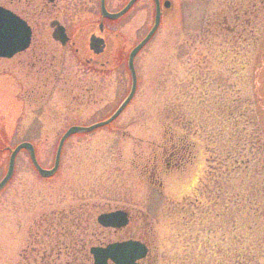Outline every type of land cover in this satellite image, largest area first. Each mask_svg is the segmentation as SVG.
<instances>
[{"label": "rangeland", "instance_id": "374dc122", "mask_svg": "<svg viewBox=\"0 0 264 264\" xmlns=\"http://www.w3.org/2000/svg\"><path fill=\"white\" fill-rule=\"evenodd\" d=\"M140 1L146 27L134 12L121 33H105L107 46L96 57L111 69L104 85L79 81L83 71L72 56L62 64H71L73 85L61 73L54 83L51 75L36 79L30 59H0V179L18 143L30 141L40 167L51 169L70 125L106 119L128 96L126 54L154 19V3ZM118 2L108 5L114 9ZM169 2L134 59L136 90L119 117L69 135L50 177L37 173L27 151L18 152L0 191V264L24 262L20 254L30 253L29 233L43 214L75 209L78 217L80 205H95L92 219L127 210L131 221L123 235L148 236L151 264H235L237 248L249 253L251 264H264V0ZM87 41L80 43L84 51ZM37 51L42 58L35 69L49 72L48 47ZM115 76L120 87L113 85ZM71 85L93 93L74 99ZM170 132L193 142L194 157L179 167L162 155ZM232 219L250 223L254 238L235 240Z\"/></svg>", "mask_w": 264, "mask_h": 264}, {"label": "flooded vegetation", "instance_id": "af4514ba", "mask_svg": "<svg viewBox=\"0 0 264 264\" xmlns=\"http://www.w3.org/2000/svg\"><path fill=\"white\" fill-rule=\"evenodd\" d=\"M108 1L109 0H103V5L104 9L111 14L122 10L129 2V0H119L117 4L118 6L112 9L108 5ZM163 1L164 0H159L160 9L163 8ZM145 4L146 3L141 2L140 0H134L132 5L127 8L124 13H122V15L112 19L102 15L101 0H0V7L19 17L23 22L26 23L30 30L29 44L25 50L17 52L9 58L0 59L15 58L17 60L16 64H21L25 61L27 63L30 59L31 61L29 60V63L32 69L29 74H34L36 79H39L42 76L44 79H48L51 75L50 79H52L54 83L57 81V79H59L58 77L61 73L65 78V83L67 84L70 82V84H72L71 64H62L63 57L72 56L74 57V61H77L75 64V69L83 71L81 74H76V77L79 81L84 82L87 80L91 82L90 84L98 85L102 83L104 85L103 82L106 79L105 75L110 72L109 70L111 69L107 68L106 70L108 61L104 62L103 60H99L97 58L98 55L105 51L107 46L105 33H112L114 35L121 33V30L119 29L124 28L126 25H131L132 13L134 12H138V14L141 16V19L143 17L144 27H146L147 23L145 19ZM235 17L237 16L235 15ZM109 23L112 25L117 24V26L115 25L116 27L112 29L109 27ZM147 31L148 30H146V32ZM143 35L135 38L133 47L136 46V43H138L144 37ZM36 37L40 43H35L34 39ZM95 37H100L103 39L104 48H102L100 52L94 51L95 49L99 50V46H95L93 43L96 42ZM85 38H88V41L86 45L87 49L84 51L83 49H85V46L83 45V47H81L80 43L81 40ZM103 46L101 45V47ZM45 47H48L49 52L47 53H50L51 58L50 63L52 69H50L49 72H45L40 65L35 69L37 61L42 58V56L38 54L39 52L37 51V48ZM86 53L88 55L85 59L79 56L81 54L86 55ZM57 55H60L61 57L59 58ZM60 60L62 67L59 65V63H56ZM52 63L56 64L52 66ZM85 75H89L90 78L87 79ZM79 77L81 78L79 79ZM115 78L116 76L113 78V85L117 84V82V85H119V78H117V80H115ZM72 85L69 86V88L72 90V97L74 99H76L78 96L84 97V95L88 97L93 93L92 88L89 86L85 87L84 89L82 88V91L80 92V89L75 91V87ZM116 88L117 87H115V89ZM74 91L76 92V95L74 94ZM170 148H172V150L168 153L167 149H163V153L167 155L165 157L166 164L169 165L170 162H173L176 167H179L182 164V159L187 157L189 152H186L184 149L174 148V143H171ZM153 169L156 168L154 167ZM154 171L155 170H153L152 173ZM94 207L95 205H88V207H83V210H86L91 214V210H95ZM122 211L126 212L127 220L124 225L121 226H101L97 221V215H95L92 219V223L89 224L91 231H87L81 238L79 237L81 242L77 244L75 249L74 246L72 249L69 246L67 251L69 252L70 257H66V253H62L61 250L57 249L55 250L57 251L55 254L50 253L44 249L43 245H37L35 241L33 242V240H31V242H28V247L32 245L31 249H29L30 253H26L24 251L26 255L23 254L26 260L25 262L29 264L30 258H32L33 263L36 262V264H93L94 258L90 252V247H105L106 245L114 244L115 242L122 243L125 241H137L141 245L145 246L146 252L143 257L137 258L135 263L151 264V245H149L150 243L148 236L137 235V233L123 235L126 228L130 227L129 223L131 220L128 211L125 209ZM32 230L34 232H32ZM32 230L31 235L35 236L39 233L38 230H40V227H34ZM85 236L86 238H84ZM50 250L52 251V249ZM107 264L117 263L108 258Z\"/></svg>", "mask_w": 264, "mask_h": 264}, {"label": "water", "instance_id": "95a60500", "mask_svg": "<svg viewBox=\"0 0 264 264\" xmlns=\"http://www.w3.org/2000/svg\"><path fill=\"white\" fill-rule=\"evenodd\" d=\"M134 0H129L126 6L118 12H115L114 14H111L107 12L104 9L103 0H101L102 5V15H105L109 18H116L124 11L129 8ZM153 3H155L154 8V19H153V25L148 30L145 37L140 40L135 47H133L128 52L127 57V67L129 71V75H131V87L128 92V96L122 100L118 106V108L113 111L109 118L104 120H99V122H95L92 124H89V126H82V125H71L69 128L59 137V141L57 144V148L55 151L53 166L51 169H46L43 167H40L36 156H35V150L33 144L29 141H22L15 145L11 150L7 161V168L0 179V191L4 188V186L8 183V181L12 178L13 172H14V165H15V159L20 150H25L28 153L29 159L31 161V164L37 171V173L42 177H50L53 175L59 166V160H60V152L61 147L67 137L69 135L79 132H86L92 131L94 129H97L101 126L109 124V122L116 119L119 115V113L127 106L128 102L131 100V98L134 96V92L136 90V74L134 69L133 60L136 56V53L145 45L146 41H148L154 34L155 30L157 29L160 21V2L159 0H152ZM170 7V2L168 0L163 1V8ZM95 41L93 42L95 46H99V50L101 51L103 46V39L100 37H95ZM30 40V30L25 22H23L19 17L12 14L10 11L5 10L4 8L0 7V58H9L13 54L20 52L22 50H25L26 47L29 44ZM101 45L103 47H101ZM98 223L101 226H121L124 225V223L127 220L126 212L122 210H114L111 212H104L100 213L96 216ZM145 246L141 245L137 241H125V242H115L114 244H108L105 247H90V252L93 255L94 263L93 264H107V259H112L117 264H137L135 263V260L137 258H141L144 256L146 250Z\"/></svg>", "mask_w": 264, "mask_h": 264}, {"label": "trees", "instance_id": "16d2710c", "mask_svg": "<svg viewBox=\"0 0 264 264\" xmlns=\"http://www.w3.org/2000/svg\"><path fill=\"white\" fill-rule=\"evenodd\" d=\"M171 133V132H170ZM177 138V140H175ZM170 140L172 141L171 143H174V148L176 149H184L186 152L188 151V155L190 159L194 157V154L192 152V147H193V142L188 139L187 134H181L176 135V133L172 132L170 135ZM171 146V145H170ZM166 147L167 148V153L172 150V148ZM2 148V147H1ZM0 148V149H1ZM7 149V148H6ZM163 150H162V155H163ZM165 156V154H164ZM155 164V163H153ZM82 205L77 206L76 209H79L81 215L76 217L77 215V210L73 209L69 212H66L65 210H53L49 214H43L41 217H39L37 220H35L37 223L34 227L39 226L40 230L39 233L35 236H32L31 233H29V236L33 242L37 245H43L44 249L46 251H49L50 253L57 252V250H61L62 253H66V257H70L69 252L67 251L69 249V246L72 247L74 246V249L77 247V244L80 241V238L87 232L90 231L91 229L89 228V224L92 223V218L91 214L83 210ZM84 216H86L85 221ZM82 218V222H81ZM233 221V222H232ZM232 226L231 229L233 231H239L238 235H235V240L240 239V238H246L247 235H249V239H253L255 235V231L253 230L252 226H250V223H242L238 222V219L233 220L232 219ZM229 223V222H228ZM88 228V229H87ZM240 228V229H239ZM250 231L251 234H250ZM32 232H34L32 230ZM81 232L83 235H80ZM236 233V232H235ZM250 235L252 238H250ZM80 237V238H79ZM30 238L29 241L30 242ZM86 238V236L84 237ZM52 249V251L50 250ZM54 251V252H53ZM236 254H235V264H251L250 261H248V256L249 253L241 251L239 248L235 249ZM26 255L25 252H22L21 254V260L24 262L17 261L16 264H28L25 261L24 255ZM250 257V256H249ZM40 258V257H38ZM29 264H36V262L33 263L32 258H30V263Z\"/></svg>", "mask_w": 264, "mask_h": 264}]
</instances>
